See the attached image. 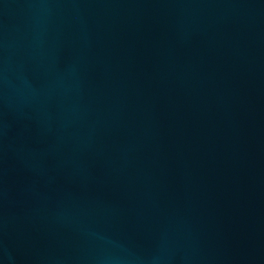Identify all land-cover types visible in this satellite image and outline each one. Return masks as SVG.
<instances>
[{"label":"water","instance_id":"water-1","mask_svg":"<svg viewBox=\"0 0 264 264\" xmlns=\"http://www.w3.org/2000/svg\"><path fill=\"white\" fill-rule=\"evenodd\" d=\"M0 264H264V0H0Z\"/></svg>","mask_w":264,"mask_h":264}]
</instances>
